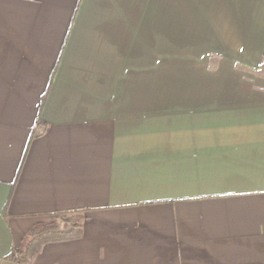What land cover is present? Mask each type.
Segmentation results:
<instances>
[{
  "label": "crops",
  "instance_id": "0c3cea01",
  "mask_svg": "<svg viewBox=\"0 0 264 264\" xmlns=\"http://www.w3.org/2000/svg\"><path fill=\"white\" fill-rule=\"evenodd\" d=\"M264 264V0H0V264Z\"/></svg>",
  "mask_w": 264,
  "mask_h": 264
},
{
  "label": "trees",
  "instance_id": "16d2710c",
  "mask_svg": "<svg viewBox=\"0 0 264 264\" xmlns=\"http://www.w3.org/2000/svg\"><path fill=\"white\" fill-rule=\"evenodd\" d=\"M84 220L83 211L54 215L50 221L33 226L22 245L14 248L6 259L14 264H32L45 245L79 239Z\"/></svg>",
  "mask_w": 264,
  "mask_h": 264
},
{
  "label": "rangeland",
  "instance_id": "374dc122",
  "mask_svg": "<svg viewBox=\"0 0 264 264\" xmlns=\"http://www.w3.org/2000/svg\"><path fill=\"white\" fill-rule=\"evenodd\" d=\"M51 218H52V217H51ZM51 218L45 219L44 221H45V222H48V221H50V220H51Z\"/></svg>",
  "mask_w": 264,
  "mask_h": 264
}]
</instances>
